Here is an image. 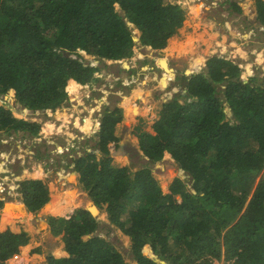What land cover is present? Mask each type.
<instances>
[{
    "label": "trees",
    "instance_id": "trees-1",
    "mask_svg": "<svg viewBox=\"0 0 264 264\" xmlns=\"http://www.w3.org/2000/svg\"><path fill=\"white\" fill-rule=\"evenodd\" d=\"M256 5L264 24V0ZM186 17V8L168 0H0V94L32 110H55L70 102L68 88L76 92L79 83L98 80L101 67L84 60L82 51L100 62L130 58L139 46L163 52L169 44L171 52L183 44L171 41ZM131 25L141 31L140 43ZM204 36L190 35V44ZM203 42V54L218 45ZM205 67L177 77L179 95L164 103L152 131L135 128L148 161L139 170L112 163L120 141L115 126L124 112L118 106L104 108L92 148L85 141L84 152L67 164L98 207L106 205L110 223L131 238L137 264H160L144 253L148 245L169 264H211L223 257L264 264V87L245 82L240 64L225 56H212ZM223 98L235 123L227 119ZM0 129L33 138L41 124L17 119L0 99ZM166 153L192 176L191 189L180 178L167 192L159 185L150 163ZM19 185L29 210L50 201L43 179ZM8 198L0 193V209ZM52 206L57 214L70 211ZM19 210L21 216L23 206ZM15 217L7 203L0 217V264L26 253L29 236ZM51 224L64 233L68 256L49 255L47 264H128L111 242L95 235L101 221L88 210L51 217Z\"/></svg>",
    "mask_w": 264,
    "mask_h": 264
},
{
    "label": "rangeland",
    "instance_id": "rangeland-1",
    "mask_svg": "<svg viewBox=\"0 0 264 264\" xmlns=\"http://www.w3.org/2000/svg\"><path fill=\"white\" fill-rule=\"evenodd\" d=\"M168 1L177 3L181 1L182 6L185 7L187 11L185 25L174 35L175 38L179 35L182 38L184 36L186 37L198 30L200 33L199 36L204 34L205 36L202 39L207 40L205 38V29L207 28V30L211 31L214 25L216 26L214 31H222L223 28H226L228 31L234 30L237 32L238 30L236 35L241 37L239 45L244 47V51L246 52V56L248 55V58L243 60L244 64L241 63L242 58L236 54V48L234 49L229 45L230 39L236 38L237 36L231 37V33L229 32H224V34L218 33L217 39H222L224 37V42L217 41L216 39V41H214L215 44L218 43L216 49L208 54H203L205 60L201 65L193 64L191 56H187V58L183 57L182 54L177 56V53L181 49L191 50L190 47H192L193 44H190L189 41L188 43L185 42L187 46L183 43L176 47L177 50L172 51L175 52L176 56H174L175 54L170 55L169 46L163 52H156L151 48L139 46L132 57L125 58L120 62H111V60H109V62H100L96 56H87V53L82 51L84 60L91 61L94 65L101 67L102 71H100L99 74H103V81L98 79L94 83L101 86L103 83L108 84L113 80V88L99 90L98 86H94V89H92V85L90 84L83 88L79 86L76 92L68 88L71 97L70 102L55 110H32L21 103H17L14 97L8 96L7 98V95L0 94V99L3 101L5 107L12 111L14 117L29 122H38L41 124L39 134L42 132L43 137H47L44 140L42 139V142L38 144L36 140L38 136L30 138L31 140H23V137L19 134H14V131L7 133L5 130L0 129V192L4 188V190H7L5 192L10 196L8 198L9 200L4 203L3 208L0 209V217L3 219L6 204L9 202L17 206H23L21 216L14 218L16 219L15 224L17 227H22L24 230L26 229L29 240L31 239V235L33 236V242L26 245V247H29L28 250L25 247L26 253L15 254L8 259L6 264H46V258L49 255H53L54 257L57 255L56 258H59V255L55 252H58L60 247H63L62 250L65 248L64 233H56L53 230L51 217L58 215L54 212L55 210L52 205L54 203L64 204L69 207L70 211L68 212H75L78 209H84L85 205L89 206L91 203L90 201H94L90 197L89 191L85 189L80 182V175L74 179V170L68 169L70 167L67 166V164L72 161L71 159L74 153L72 148L74 146L80 147L76 144V140L73 142L74 144L72 147H69L71 151L64 150L63 153L60 152V150L67 145V134L64 131L57 133L59 123L63 122L67 126L64 127V124L61 123L59 129H69L78 136H83L84 138H81L82 143L87 141V147H91L94 143L91 138L96 135L100 129L103 108L106 105L112 108H114L115 105L123 109L125 108L123 115L127 111L133 119V122L130 123V121H126L125 123L124 117L120 122V125L124 124L127 126L123 134L126 137L123 139L120 138L119 141V145L123 141L124 146H121V148L118 146L111 154L113 158L112 163L117 167L126 165L129 167L130 172H136L148 161L142 154L141 149H139V139L135 135V128L142 125L145 130H153L152 127L154 123L161 116L164 103L175 95H179L180 90L176 86L178 82L176 76L182 74L190 76L191 74L199 73L203 70L205 71L206 67L203 66L207 63L208 59L214 55H220L240 64L243 70L242 78L245 82L253 80V84L264 87V24L258 20L256 0H216L214 3L215 7L205 9L204 12L206 11V13L203 14L200 12L203 3L200 5H191L188 0ZM234 3L236 5H234ZM208 4L210 3L208 2ZM238 8H240V10ZM117 9L121 12L119 5H117ZM187 9L192 13H189ZM131 28L134 34V40L140 43L141 31L136 29L135 25H131ZM242 35H244L246 40L242 39ZM197 49H199L198 45ZM259 55H261V57L263 56L260 58V61ZM74 57L76 56L74 55ZM239 57L240 59H238ZM253 60L254 62H252ZM109 74L114 75V78L112 76L105 78V76ZM116 74L125 76L123 79L126 82L122 87L120 86L122 81H120ZM86 91L91 92L90 97L85 96ZM183 100V97L180 98V102H183ZM223 104L227 119L235 123L233 111L224 98ZM86 117H88V120L91 119L92 121V127L89 128V130L85 127L87 123V120L85 121ZM75 123L78 125L81 124V127L86 133L80 129H75L73 126ZM45 125H53L54 127L51 131L45 130ZM120 125L118 124L116 126L120 128ZM129 128L134 129L129 132ZM84 150L85 149L82 151ZM11 152L15 154V160L13 161V158H10L6 160L7 163H2L3 160L9 158ZM56 152L57 155L59 153L61 154L60 156L56 155L55 158L51 160L55 162L54 164H48V159L45 157L42 161L44 170L51 169L52 172L47 175L40 170L43 175V180L48 183L50 201L51 199L52 201H49V205L46 204L42 206L41 209L33 212L29 210L23 202L19 182L28 180L27 178H33L30 175H35L36 173H30V171L31 169L37 170V159L42 156H49L52 158ZM34 153H36V156ZM76 155L78 156L79 154ZM150 166L159 185L166 192L169 190L175 178L183 180L190 189L193 186L192 176L184 171L170 153H166L160 160L150 163ZM24 167L27 168L23 171ZM67 170H69V172H66ZM26 171L29 172L28 175L25 174ZM164 176H167L165 182H163ZM74 194L75 197H73ZM177 197L179 198L178 195ZM105 207L106 205L104 209L98 207L99 215L96 218L101 221V226L95 235L111 242L117 251L122 254L125 262L128 264H137L132 254L131 238L123 233L117 226L110 223L108 218L109 214ZM9 212L14 216L11 210H9ZM87 238L86 236L85 239ZM53 249L55 251H53ZM151 249V246L148 245L144 249V253L155 258L160 264H169L168 259L161 258L160 254H153ZM211 264H237V261L234 258L228 260L223 257L221 260L215 259Z\"/></svg>",
    "mask_w": 264,
    "mask_h": 264
},
{
    "label": "crops",
    "instance_id": "crops-1",
    "mask_svg": "<svg viewBox=\"0 0 264 264\" xmlns=\"http://www.w3.org/2000/svg\"><path fill=\"white\" fill-rule=\"evenodd\" d=\"M188 10V9H187ZM188 12H189V10H188ZM201 12V14H203V13H206V11L204 12V11H200ZM189 13H192V12H189ZM185 25V24H184ZM216 26L214 25V27H213V30H207V28L205 29V33H206V39L208 40V42L210 41V40H212V42L214 43V41H216V39H217V36L219 35L218 33H221V34H224V32H229V33H231V37H236L237 35V33H238V30H237V32L236 31H234V30H230V31H228L226 28H223L222 29V31H220V30H217V31H214ZM182 29V28H181ZM198 35V36H196V35ZM199 32H198V30H196L195 32H193L191 35H193V36H195V37H199ZM216 34H217V36H216ZM214 35H215V37H214ZM190 35H187L186 37L184 36L183 38L179 35V36H176V38L174 39V40H172L171 42H178V43H184L185 45H186V43L185 42H187L188 43V41L189 42H191L190 41V37H189ZM242 39H244V40H246L245 38H244V35H242ZM205 39H202L200 42L198 41V40H196L194 43H193V45H192V47H190L191 48V52H188L187 54H182V56L183 57H185V58H187V56H191V58H192V60H194V57H195V55L198 53V55L201 53L200 51H202V55H203V50H205L206 48H207V42H203ZM224 40H225V38L223 37L222 39H217V41H223L224 42ZM240 40H241V37L240 36H237L236 38H231L230 39V41H229V45L231 46V47H233L234 49L236 48V54H238L242 59H241V63L242 64H244V59H246V58H248V55L246 56V52L244 51V47H242L241 45H239V42H240ZM137 42H139V41H137ZM236 44V45H235ZM197 45L199 46V49H197ZM168 46H169V44H168ZM187 46V45H186ZM217 46V45H216ZM213 47V49L215 48L214 46H210V48H209V50L211 49ZM238 47V48H237ZM148 48H150V47H148ZM152 49V48H151ZM212 49V50H213ZM153 51H156V52H161V51H158V50H154V49H152ZM196 50V51H195ZM199 50V51H198ZM242 52H241V51ZM192 52H194V54H192ZM211 52V51H210ZM196 53V54H195ZM231 53V52H230ZM229 53V54H230ZM160 54V53H159ZM187 55V56H186ZM174 56H176V54L174 55ZM260 56V55H259ZM240 57L238 58V59H240ZM153 59H155V58H153ZM258 59V58H257ZM205 60V59H204ZM259 61H260V59H259ZM111 62H113V61H111ZM116 62V61H115ZM204 62V61H203ZM202 62V63H203ZM252 62H254V60L252 61ZM156 63V62H155ZM201 63V64H202ZM255 63H256V60H255ZM201 64H199V65H201ZM249 65H252L251 63H248ZM255 65H257V64H255ZM117 75V77L120 79V81H123L124 79H123V77H125L124 75H119V74H116ZM120 76V77H119ZM126 81H123L122 83H121V87L124 85V83H125ZM80 84V83H79ZM80 86L81 87H83L82 86V84H80ZM84 87H86V85H84ZM116 95V94H115ZM125 97V96H124ZM117 102V101H116ZM108 105H106L105 107H107ZM104 107V108H105ZM111 107V106H110ZM104 108H103V110H104ZM124 112H125V108H124ZM101 116H102V114H101ZM124 118H125V120L126 121H130V123H132L133 122V119L131 118V116L129 115V113L126 111V113H124V116H123ZM87 119H88V117H87ZM86 119V120H87ZM55 121H57V120H55ZM57 124V123H56ZM119 125H120V123H118ZM117 124V125H118ZM126 127L127 126H125L124 124H121L120 125V128H119V126H115V134H116V136H118L119 138H121V139H123V138H125L126 136H124L123 134L125 133V129H126ZM134 128H129V132L131 131V130H133ZM148 131V130H147ZM140 149V148H139ZM39 166V167H38ZM27 167H24V169H23V171L26 169ZM40 170H42V166H41V164L39 163V164H37V170L36 169H31V171H30V173H36L35 175H30V176H32L33 178H27V179H35V178H41V179H43V175L41 174L42 172L40 171ZM23 171H22V173H23ZM22 173H20V174H22ZM26 175H28L29 174V172H27L26 171V173H25ZM79 175V174H78ZM25 178V177H24ZM52 194H54V193H52ZM73 197H75V194H74V196ZM51 201H52V199H51ZM55 201V200H54ZM9 206H10V208L13 210V211H15L14 213H15V215H16V217H20L19 216V213L17 212V210L20 212V210H19V207L20 206H17V205H14L13 203H10L9 202ZM18 213V214H17ZM71 214V212H67V213H65V214H57L58 216H67V215H70ZM19 229H23L24 230V228H22V227H18ZM24 231H26V229L24 230ZM32 238H33V236L31 235V239L29 240V244H31V242H33L32 241ZM64 245V244H63ZM62 248L63 247H60V249H59V252L61 253H59L60 255H59V258H61V257H66V256H68V253H67V251H66V249L64 248V250H62ZM53 251H55L54 249H53ZM56 254H58L57 252H55ZM23 254V253H22ZM39 255V254H38ZM56 257H57V255H56ZM11 263V262H10ZM13 264V263H12ZM46 264H47V258H46Z\"/></svg>",
    "mask_w": 264,
    "mask_h": 264
},
{
    "label": "built area",
    "instance_id": "built-area-1",
    "mask_svg": "<svg viewBox=\"0 0 264 264\" xmlns=\"http://www.w3.org/2000/svg\"><path fill=\"white\" fill-rule=\"evenodd\" d=\"M194 1H197V2H203V9H209V8H211V7H215V1L216 0H213L212 2H211V4H208V3H206V1L205 0H194ZM98 76L101 78V79H103V74H98ZM109 76H112L113 78H114V75H106L105 76V78L107 77H109ZM110 79V78H109ZM112 80V79H111ZM113 81V80H112ZM94 86H98V89L100 90V87L101 86H99L97 83H92V89H94ZM111 87H112V85H111ZM83 88V87H82ZM90 95H91V92L90 91H86V93H85V96L86 97H90ZM82 104V103H81ZM50 110V109H49ZM86 119H87V117L85 118V121H86ZM85 121H84V123H85ZM61 123H63V122H61ZM61 123H59V125H58V127H57V133H59L60 131H64L66 134H67V137H66V140H67V145L64 147V148H62L61 150H60V152L61 153H63L64 152V150L66 151V150H70V148L69 147H72V145L74 144L73 142L76 140V144H78L79 142H81V138H84L83 136H78L77 134H75L74 132H72V131H70L69 129H59V126H60V124ZM83 123V124H84ZM64 124V123H63ZM80 124V123H79ZM74 126V128L75 129H80V130H82L84 133H86V131L81 127V124L80 125H78V124H76L75 123V125H73ZM64 127H67L65 124H64ZM75 129H73V130H75ZM43 133L41 132V134H39L38 135V137H36V140H37V142H38V144L39 143H41L42 142V139L44 140V139H46L47 137H43V135H42ZM47 141V140H46ZM48 142V141H47ZM76 146H74V148H75ZM61 153H59L58 155H57V152L56 153H54V157H52V158H50V160H52L53 158H55V156L57 155V156H59ZM6 160H8V158L7 159H5V160H3L2 161V163H7V161ZM55 161V160H54ZM53 162V161H52ZM61 169H62V167H61ZM0 189H1V187H0ZM5 192V190H4V188H3V190L0 192V193H4ZM219 262V261H218Z\"/></svg>",
    "mask_w": 264,
    "mask_h": 264
},
{
    "label": "clouds",
    "instance_id": "clouds-1",
    "mask_svg": "<svg viewBox=\"0 0 264 264\" xmlns=\"http://www.w3.org/2000/svg\"><path fill=\"white\" fill-rule=\"evenodd\" d=\"M188 1H190V3H191V5H200V4H202L203 2H197V1H194V0H188ZM206 1V3H210L211 4V2L213 1V0H210V1H208V0H205ZM179 4H181L182 5V2L181 1H179L178 2ZM194 3V4H193ZM185 8V7H184ZM204 7H202V9H201V11H204L205 9H203ZM123 59H121V60H111V61H116V62H120V61H122ZM109 62V60H105V62ZM206 66V64L203 66V67H205ZM102 71V70H101ZM99 74V73H98ZM102 74V73H101ZM110 75V74H109ZM97 77H98V79L99 80H102L103 81V79H101L98 75H97ZM243 79V78H242ZM244 80V79H243ZM124 81V80H123ZM122 81V82H123ZM245 81V80H244ZM94 83V82H93ZM90 85H92V83L90 84ZM111 85H112V87H111ZM83 87H84V85H82ZM120 86H121V84H120ZM114 87V83H113V81H110L108 84H102L101 85V87H100V90H104V89H106V90H108V88H113ZM115 107H116V105H115ZM114 107V108H115ZM118 107H120V106H118ZM39 135V134H38ZM37 135V136H38ZM34 138V137H33ZM24 139H27V140H31L30 138H23V140ZM84 143V142H83ZM82 143V141L81 142H79L78 143V145L80 146L79 148L78 147H73L72 149H73V157L72 158H76L77 157V155L76 154H81V153H83L84 151H82L83 149H84V144ZM40 144V143H39ZM57 150V149H56ZM71 151V150H70ZM34 155L36 156V153H34ZM60 156V155H59ZM10 158H13V161L15 160V154L13 153V152H11V154H10V156H9V158L8 159H10ZM18 161H19V159H18ZM37 161H38V164L40 163L41 164V166H42V161H43V158H39V159H37ZM51 160H50V158L48 159V164L50 163V164H54L55 162H50ZM47 165V164H46ZM59 169V168H58ZM68 169H71V168H68ZM73 171V170H72ZM42 172L45 174H49V173H51L52 172V170L51 169H46V170H44V168L42 167ZM58 172H59V170H58ZM66 172H69V170H67ZM77 172V171H76ZM78 173V172H77ZM79 174V173H78ZM36 179V178H35ZM38 179H41V178H38ZM8 197H10L9 196V194H7L6 192H4ZM9 200V199H8ZM7 200V201H8Z\"/></svg>",
    "mask_w": 264,
    "mask_h": 264
},
{
    "label": "bare ground",
    "instance_id": "bare-ground-1",
    "mask_svg": "<svg viewBox=\"0 0 264 264\" xmlns=\"http://www.w3.org/2000/svg\"><path fill=\"white\" fill-rule=\"evenodd\" d=\"M196 51V50H195ZM199 51V50H198ZM188 52H191V50H188V49H186V50H182V51H179L178 53H177V56L178 55H181V54H187ZM201 52V51H200ZM170 53H172V51L170 52ZM199 53V52H198ZM198 53L195 55V57H194V60H193V64H195V65H199V64H201L203 61H204V59H205V57L202 55V52L198 55ZM175 53H172V54H170V55H174ZM192 54H194V52H192ZM187 56V55H186ZM263 57V56H262ZM261 57V55H260V57H259V59L260 58H262ZM261 60V59H260ZM86 129L87 130H89V128H91L92 127V121H91V119H87V123H86ZM47 134V133H46ZM73 172V171H72ZM74 174H76V178L78 177V174H77V172H73ZM73 173H71V174H73ZM88 206V205H87ZM94 209V208H93Z\"/></svg>",
    "mask_w": 264,
    "mask_h": 264
},
{
    "label": "water",
    "instance_id": "water-1",
    "mask_svg": "<svg viewBox=\"0 0 264 264\" xmlns=\"http://www.w3.org/2000/svg\"><path fill=\"white\" fill-rule=\"evenodd\" d=\"M124 121L126 123V120L125 119H124ZM123 143H124L123 141L120 143L119 148H121V146H124ZM74 172H76V171H74ZM90 202H91L90 205L89 206L85 205V208L84 209L88 210L94 217H98V215H99V208H98V206L94 203V201L93 202L90 201ZM73 213L74 212L72 211L71 214H73Z\"/></svg>",
    "mask_w": 264,
    "mask_h": 264
},
{
    "label": "flooded vegetation",
    "instance_id": "flooded-vegetation-1",
    "mask_svg": "<svg viewBox=\"0 0 264 264\" xmlns=\"http://www.w3.org/2000/svg\"><path fill=\"white\" fill-rule=\"evenodd\" d=\"M178 76H176V79H177ZM124 116V115H123Z\"/></svg>",
    "mask_w": 264,
    "mask_h": 264
}]
</instances>
